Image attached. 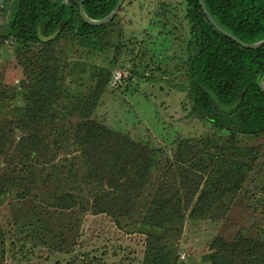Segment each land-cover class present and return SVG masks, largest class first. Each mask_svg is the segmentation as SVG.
<instances>
[{"label": "trees", "instance_id": "trees-1", "mask_svg": "<svg viewBox=\"0 0 264 264\" xmlns=\"http://www.w3.org/2000/svg\"><path fill=\"white\" fill-rule=\"evenodd\" d=\"M78 1L4 0L6 6L0 7L8 8L0 46L11 40L24 73L18 88L25 104L21 110L16 103L9 119L6 106L15 98L16 87L0 80V157L7 160L0 168V206L13 197L35 199L45 165L59 159L57 166L62 168L69 153L76 152L81 164L79 179L89 187L91 213L108 215L121 227L139 215L143 203L137 226L144 235L139 264H177L184 221L225 217L251 174L259 173L264 164V90L259 85L264 74V44L242 46L215 28L198 0H181L186 34L179 40L178 64L185 80L178 88L185 91L190 112L207 121L212 131L176 137L171 156L162 160L161 148L94 116L99 99L110 88L117 55L129 54L120 30L109 36L125 0L116 15L101 25L81 18ZM116 1L84 0L83 9L98 19ZM203 1L212 17L240 40L252 43L264 38V0ZM82 52L89 59L87 64L73 60ZM158 52L161 56L152 53L150 57L160 61L162 55L168 56L166 49ZM148 65L144 63L141 70L129 68L124 79L128 82L136 74L143 77L141 72ZM87 68L93 81L89 91L71 92L67 80L84 78ZM73 119L72 151L57 157L51 138L55 135L56 143V136L63 138L68 133L55 132L56 125ZM155 171H159L156 181ZM50 206L83 208L70 191L52 193ZM4 238L0 223V243ZM201 260L202 264H264V231L252 234L240 228L228 238L215 236ZM81 262L104 264L91 258Z\"/></svg>", "mask_w": 264, "mask_h": 264}, {"label": "rangeland", "instance_id": "rangeland-1", "mask_svg": "<svg viewBox=\"0 0 264 264\" xmlns=\"http://www.w3.org/2000/svg\"><path fill=\"white\" fill-rule=\"evenodd\" d=\"M180 3L181 0L124 1L109 36L118 35L117 30H120L129 54L117 55L110 88L94 109V116L99 121L161 148L162 160L171 156L176 137L204 135L212 131L207 121L190 112L186 93L178 88L185 80L178 64L179 40L186 34ZM1 6L6 5L2 3ZM169 16L171 19L167 22L165 19ZM7 18L8 8H2L1 31H5ZM167 39L170 41L165 46ZM164 49L168 53L166 58L162 55L160 61H156L153 60L155 56L150 57ZM73 60L80 64L89 62L83 52ZM98 61L106 65L103 59ZM146 62L149 65L141 72L143 77L136 74L129 79V84L124 79L129 68L141 70ZM83 74L84 78L67 80L71 92L85 94L89 91L93 81L89 78L88 68ZM0 78L6 86L16 87L15 98L6 106L10 119L14 116L16 103L21 110L25 106L18 88L24 73L17 63L10 39L0 46ZM75 121L57 123L55 132L67 130L68 134L63 138L56 136V143H53L55 135L52 136L55 156L72 151L69 132ZM75 154L69 153V161L62 168L57 166L59 159L45 165L35 199L13 197L0 206V223L5 230V238L0 243V264H82L83 258L98 259L104 264L140 263L144 235L137 231V226L145 205L142 203L139 215L132 216L121 227H117L108 215L91 213L89 187L79 179L81 164ZM6 162V157H0V168ZM158 172L154 173V181ZM153 187H149V193ZM57 191L73 192L83 208L59 210L50 206L51 195ZM234 202L222 219L184 221L177 242V264H202L201 257L215 236L228 238L240 228L252 234L264 231V164L259 173L251 174Z\"/></svg>", "mask_w": 264, "mask_h": 264}, {"label": "water", "instance_id": "water-1", "mask_svg": "<svg viewBox=\"0 0 264 264\" xmlns=\"http://www.w3.org/2000/svg\"><path fill=\"white\" fill-rule=\"evenodd\" d=\"M4 0H0V6L2 5ZM123 0H117L115 6L113 7V9L104 17L102 18H98V19H93L90 18L89 16L86 15L84 9H83V2L84 0H79L78 1V8H79V14L81 16V18L90 23V24H94V25H101V24H105L107 22H109L117 13L119 6L122 4ZM203 13L205 14V16L208 18V20L215 26V28L217 30H219L220 32H222L223 34H225L226 36L232 38L233 40H235L236 42H238L239 44H241L244 47H249V48H258L259 46L264 44V38L256 41V42H252V43H248V42H244L242 40H240L239 38H237L235 35L231 34L229 31H227L226 29H224L213 17L212 15L209 13V11L207 10V7L204 3L203 0H198ZM259 85L260 87L264 90V74L260 77L259 80Z\"/></svg>", "mask_w": 264, "mask_h": 264}]
</instances>
